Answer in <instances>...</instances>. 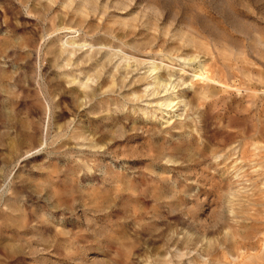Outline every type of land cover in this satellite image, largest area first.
<instances>
[{
    "label": "rangeland",
    "instance_id": "rangeland-1",
    "mask_svg": "<svg viewBox=\"0 0 264 264\" xmlns=\"http://www.w3.org/2000/svg\"><path fill=\"white\" fill-rule=\"evenodd\" d=\"M0 264H264V0H0Z\"/></svg>",
    "mask_w": 264,
    "mask_h": 264
},
{
    "label": "bare ground",
    "instance_id": "bare-ground-1",
    "mask_svg": "<svg viewBox=\"0 0 264 264\" xmlns=\"http://www.w3.org/2000/svg\"><path fill=\"white\" fill-rule=\"evenodd\" d=\"M155 63V62H154ZM151 69H152V71H153V73H154V71H156L157 70V67H156V65H152V67H151ZM203 69V76H207V75H205L206 74V69H205V67L204 68H202ZM197 73V72H196ZM195 73V74H196ZM202 75V74H201ZM159 84L161 85V86H164L165 88H166V92H168V90H169V88H168V86L170 85V83H162V82H159ZM166 96V95H165ZM173 103H174V101H173V99H172V97L170 96V94H169V96H167V97H165L164 98V100L162 101V105H165L167 108H168V111L167 112H165L164 114L166 115V118L168 117V118H171V117H173L174 115H172V113H173ZM163 108H164V106H163ZM167 110V109H166Z\"/></svg>",
    "mask_w": 264,
    "mask_h": 264
}]
</instances>
